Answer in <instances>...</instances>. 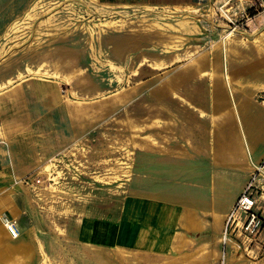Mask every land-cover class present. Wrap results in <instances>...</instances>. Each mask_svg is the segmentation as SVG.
<instances>
[{
    "label": "crops",
    "instance_id": "crops-1",
    "mask_svg": "<svg viewBox=\"0 0 264 264\" xmlns=\"http://www.w3.org/2000/svg\"><path fill=\"white\" fill-rule=\"evenodd\" d=\"M92 2L146 10L193 8L205 0ZM4 3L12 14L11 1ZM255 18L246 17L241 25L247 28H231L230 35L197 24L187 34L184 28L186 58L176 62L173 53V62L161 60V67L172 64L164 91L139 93V99L120 93L125 122L105 127L116 148L140 149L119 206L98 208L99 214L91 205L67 209L76 218L52 220L51 209L35 197V180L41 182L45 165L85 132L83 116L104 123L106 96L90 109L69 99L75 91L64 81L38 76L8 86L14 76L0 74V264H51L61 259L53 245L62 241L79 244L89 264H218L225 219L264 157V18ZM149 34L164 51L163 33ZM150 64L141 67L169 72ZM117 96L108 95L109 120ZM9 223L16 238L6 230ZM103 249L124 258H103L111 253Z\"/></svg>",
    "mask_w": 264,
    "mask_h": 264
},
{
    "label": "rangeland",
    "instance_id": "rangeland-1",
    "mask_svg": "<svg viewBox=\"0 0 264 264\" xmlns=\"http://www.w3.org/2000/svg\"><path fill=\"white\" fill-rule=\"evenodd\" d=\"M9 1L12 14L8 13V4L0 0V74L14 76L7 80L8 86L12 85L10 82L31 77L56 78L75 91L71 92L73 98L70 100L80 102L84 107L90 105L87 106L90 109L91 103L106 96L100 102L105 108L104 123L92 120L88 114L83 116L87 121L85 132L78 133L75 142L69 143L39 172L41 182L37 184L35 197L39 204L51 209L52 220L78 217L69 212L71 209L94 205L95 212L92 213L99 214L98 208L106 210L109 206H119L134 174L140 148L138 144L116 148L105 124L125 122L124 99L120 93L132 91L139 99V93L164 91L172 64L161 67V60L173 62V53L177 54L176 62L186 58L182 48L187 38L181 35L184 28L186 34L187 28L195 24L208 30L212 28L214 32L227 29L228 33L231 28H241L246 17L264 18L259 0H205L193 8L146 10L115 9L92 0ZM243 28L247 27L244 25ZM156 31L163 33L160 39L163 38L164 51L157 50V37L149 34ZM147 46L152 47L142 48L146 53L140 51L141 47ZM147 60L151 67L171 71L159 75L156 68L141 67ZM141 62L140 68H136ZM143 79H146L145 83L140 82ZM112 92L120 96L116 99L113 120H109L108 95ZM94 95L100 96L91 98ZM260 196L258 205L264 213V197ZM232 240L226 247L224 264H264V227L251 241ZM53 246L54 253H61V259H52L51 264H89L76 242L62 241L61 245ZM103 251L105 254L111 252L100 255L103 258H124L123 254L114 253L115 250ZM220 252H223V246Z\"/></svg>",
    "mask_w": 264,
    "mask_h": 264
},
{
    "label": "built area",
    "instance_id": "built-area-1",
    "mask_svg": "<svg viewBox=\"0 0 264 264\" xmlns=\"http://www.w3.org/2000/svg\"><path fill=\"white\" fill-rule=\"evenodd\" d=\"M259 7L264 14V0H259ZM29 180H23V183ZM35 180V183H39ZM264 192V157L261 162L253 166L247 185L242 193L233 203L224 223V229L221 236L223 246L222 258L220 264L225 263V251L232 239H242V243L251 241L256 237L264 227V216L258 205V195ZM8 234L12 238L18 236V230L13 223L6 226ZM240 247V246H239Z\"/></svg>",
    "mask_w": 264,
    "mask_h": 264
},
{
    "label": "bare ground",
    "instance_id": "bare-ground-1",
    "mask_svg": "<svg viewBox=\"0 0 264 264\" xmlns=\"http://www.w3.org/2000/svg\"><path fill=\"white\" fill-rule=\"evenodd\" d=\"M230 33H231V32H228V33H227V35H230ZM260 197H262V198H263V197H264V194H261V196H260ZM7 226H8V225H7Z\"/></svg>",
    "mask_w": 264,
    "mask_h": 264
}]
</instances>
